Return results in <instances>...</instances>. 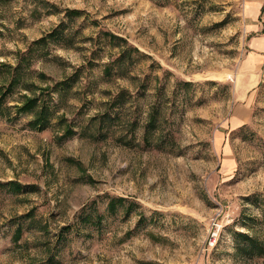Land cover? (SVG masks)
I'll return each instance as SVG.
<instances>
[{
  "label": "rangeland",
  "instance_id": "374dc122",
  "mask_svg": "<svg viewBox=\"0 0 264 264\" xmlns=\"http://www.w3.org/2000/svg\"><path fill=\"white\" fill-rule=\"evenodd\" d=\"M121 89L131 146L93 120ZM152 106L161 149L140 139ZM248 239L264 248V0H0V264H264Z\"/></svg>",
  "mask_w": 264,
  "mask_h": 264
},
{
  "label": "trees",
  "instance_id": "16d2710c",
  "mask_svg": "<svg viewBox=\"0 0 264 264\" xmlns=\"http://www.w3.org/2000/svg\"><path fill=\"white\" fill-rule=\"evenodd\" d=\"M80 15V12L77 10L74 11H65V18L68 21H71L74 16ZM65 25L63 22H60L58 27L56 29H53L50 33L46 35L45 38L39 39L36 44L38 46H44L46 41L50 42H58L62 37V31L64 30ZM108 35V34H107ZM110 37V40H119L115 36L108 35ZM48 39V40H47ZM125 44V43H124ZM118 46V45H117ZM116 46V47H117ZM121 48L122 52L120 56L116 59H114V63H119L125 55L127 54L128 50H133L130 47H126L125 45L118 46ZM134 52L136 50H133ZM184 85H187L189 83H183ZM130 99V95L125 89H121L118 92L114 94V96H111L110 99L107 101L105 105L104 112L99 114L97 116V119H93L94 122L96 121V126L98 129L97 134H100L103 138L108 134V131L117 129L119 130V135L116 138L122 145L131 146L133 145L134 141L136 140L134 138L135 131L138 127L137 122L131 117L130 114L122 113L125 104ZM42 108V107H41ZM43 112H46L45 108H42ZM122 113V114H121ZM158 109L155 106H152L149 111L146 113L145 119L141 122V140L145 147H155L158 149H161V139L160 137V129L158 124ZM105 124L107 125L106 127ZM101 126V129L103 131L99 130V127ZM12 185H15L14 183H10ZM248 248L254 250L257 253L260 251H263V245L259 244L256 240L248 239Z\"/></svg>",
  "mask_w": 264,
  "mask_h": 264
},
{
  "label": "crops",
  "instance_id": "0c3cea01",
  "mask_svg": "<svg viewBox=\"0 0 264 264\" xmlns=\"http://www.w3.org/2000/svg\"><path fill=\"white\" fill-rule=\"evenodd\" d=\"M249 113L250 112L248 111V108L246 106H244V107L237 108L236 110H234L233 116H234V119L236 120V122H238L239 120L241 121L242 119L243 120L246 119L248 117ZM244 122H246V121L245 120L242 121V123H244Z\"/></svg>",
  "mask_w": 264,
  "mask_h": 264
}]
</instances>
